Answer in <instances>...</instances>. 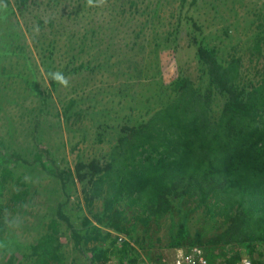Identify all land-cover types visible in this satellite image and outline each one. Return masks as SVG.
<instances>
[{
	"label": "rangeland",
	"instance_id": "obj_1",
	"mask_svg": "<svg viewBox=\"0 0 264 264\" xmlns=\"http://www.w3.org/2000/svg\"><path fill=\"white\" fill-rule=\"evenodd\" d=\"M17 1L0 0V14L6 20L0 23V29L8 26L7 31L12 34L0 50V141L16 150L34 145V122L40 115L46 135L41 129L36 133L42 144L52 148L59 161H65L63 164H69L72 169L79 155L87 159L105 157L127 116L130 121L145 117L148 111L158 110L160 103L171 99V93L162 95L158 91L157 83L169 85L181 76L192 79L202 92L208 90V76L196 57V44L215 49L220 62L234 56L241 58L242 85L253 83L258 70L264 67V0H197L196 4L194 0H136L135 7L126 0H33L27 11L19 13ZM15 11L17 15H12ZM103 26L106 35L100 37L98 33L99 37L92 41L90 30ZM136 41L138 51H129ZM259 42L260 50L255 49ZM52 43L55 51L51 56L46 50ZM156 49L158 52L153 54ZM124 62L154 68L140 77V82L132 80L127 84L126 75L111 74L125 73ZM101 64L108 67L107 71L94 70ZM81 66L84 69L79 71ZM48 69L54 74H64V79L44 106L41 99L45 96L41 98V95L50 88ZM86 97L89 102L81 104V108L86 111L92 105L95 110L73 118L77 126L71 128L72 122L67 123L61 116L60 102ZM222 105L223 100L215 93L216 114ZM103 123L106 124L102 128ZM98 133L104 135L102 144L96 140ZM27 176L31 178L35 202L26 212L10 216L11 228L5 239L10 244L7 252L0 248V264H6L13 253L22 262L27 248L47 232L49 221L45 216L52 205L49 194L54 188L55 194H59L56 200L65 205L76 232L84 237L92 235L97 227L111 234L109 242L116 241L118 249L103 239L92 241L85 248L92 251L97 247L107 252L110 264H179L184 255L195 249L206 258L215 249L214 264H225L236 252L226 243L210 244L220 231L209 235L200 231L208 223L202 208L193 212L194 204H176L173 213L158 224L144 226L139 223L138 215L131 214L130 220L134 221L130 226L135 227L136 236L146 240L140 246L93 219V215L103 214V203L96 202L88 210L83 205L80 185L68 200L51 177L35 172ZM185 214L189 216L187 233L178 248L173 243ZM83 216L90 220L91 226L85 224ZM40 220H43L41 225ZM197 232L203 234L200 241ZM58 236L70 258L69 264L71 256L81 260L80 247L65 223L59 228ZM126 244L131 250L123 255L119 249Z\"/></svg>",
	"mask_w": 264,
	"mask_h": 264
},
{
	"label": "trees",
	"instance_id": "obj_2",
	"mask_svg": "<svg viewBox=\"0 0 264 264\" xmlns=\"http://www.w3.org/2000/svg\"><path fill=\"white\" fill-rule=\"evenodd\" d=\"M32 1L18 0L17 12L27 11ZM126 2L131 7L136 5V0ZM193 2L196 4L197 0ZM12 15H17L16 11ZM5 22L0 14V23ZM7 29H0V50L4 48L2 43H8L12 37ZM90 32L92 41L106 35L105 26L92 28ZM197 42L196 38L195 44ZM260 42L255 49L260 50ZM54 45L50 44L46 50L51 56ZM196 45V57L208 76V90L202 92L192 79L181 76L169 85L157 83L158 91L162 95L171 93V99L160 103L158 110L148 111L145 117L130 121L127 116L126 122L118 127L115 144L101 159L79 155L73 169L63 164L65 161L60 162L56 152L43 145L36 133L41 129L45 134L40 115L34 122V145L16 150L0 141V248L8 251L10 240L5 239L11 228L10 216L26 212L35 202L31 178L27 176L35 172L57 182L68 200L80 185L83 205L88 210L96 202L103 203V214L93 215V219L127 236L136 245L142 246L146 240L136 236L135 227L130 226L134 221L130 220L131 214L138 215L139 223L144 226L158 224L173 213L176 204H194L193 212L202 208L208 223L200 231L208 235L220 231L210 244L226 243L236 250L225 264H243L245 260L264 264V67L258 70L253 83L242 85L241 58L234 56L220 62L215 49H209L207 44ZM137 48L138 41L132 43L129 51L137 52ZM157 52L158 49L152 53ZM104 65L94 70L107 71ZM153 68V65L128 62L125 73L114 71L111 74L126 75L128 84L143 78ZM82 69L83 66L79 71ZM47 72L50 88L41 95V98L45 96L41 99L44 106L64 79V74L51 73L50 69ZM215 93L223 100L218 114L213 108ZM86 102L89 97L65 99L63 104L60 102L63 105L61 116L71 123L73 118H81L82 113L88 115L95 106L90 105L84 111L81 104ZM76 126V123L70 124L71 128ZM103 137L102 133L97 134L99 144L104 143ZM1 148L5 151L1 152ZM49 195L52 205L45 216L49 221L47 232L27 248L22 262H18L13 253L6 264H69L70 258L58 236L63 223L73 231L83 259L71 256V264H110L107 252L97 247L92 251L85 248L90 242L103 239L110 247L118 249L116 241L109 242L111 234L94 227L92 235L83 237L75 231L65 205L57 202L59 194H55V188ZM188 217L184 215L174 239L173 244L178 248L185 240ZM82 218L91 226L90 220ZM105 221L108 222L105 224ZM39 222L41 225L43 220ZM124 222L127 224L123 226ZM196 237L200 241L203 234L197 232ZM129 248L126 244L119 250L125 255ZM214 251L212 249L207 257L210 264L217 258Z\"/></svg>",
	"mask_w": 264,
	"mask_h": 264
},
{
	"label": "built area",
	"instance_id": "obj_3",
	"mask_svg": "<svg viewBox=\"0 0 264 264\" xmlns=\"http://www.w3.org/2000/svg\"><path fill=\"white\" fill-rule=\"evenodd\" d=\"M179 264H210L208 259L202 253L195 249L184 255ZM243 264H251L249 261H243Z\"/></svg>",
	"mask_w": 264,
	"mask_h": 264
}]
</instances>
